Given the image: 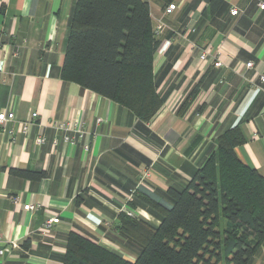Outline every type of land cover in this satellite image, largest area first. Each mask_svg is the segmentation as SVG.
I'll return each instance as SVG.
<instances>
[{"label":"crops","instance_id":"obj_1","mask_svg":"<svg viewBox=\"0 0 264 264\" xmlns=\"http://www.w3.org/2000/svg\"><path fill=\"white\" fill-rule=\"evenodd\" d=\"M146 1L153 29L158 22L165 25L153 58L163 105L142 122L61 79L75 0H0V112L10 106L15 115L0 127L4 264H63L70 232L133 262L140 248L121 234L119 215L128 211L157 227L160 216L145 199L171 207L167 189H183L228 129L238 128L244 137L235 149L238 159L264 177V0H223L206 16L208 0H175L170 14L159 0ZM203 49L221 66L200 61ZM247 62L253 65L246 68ZM25 122L30 124L22 134L18 125ZM55 122L89 135L65 144ZM37 136L43 144H35ZM10 169L45 177L29 181L10 175ZM27 204L38 207L23 210ZM51 218L58 222L45 229ZM247 264H264V245Z\"/></svg>","mask_w":264,"mask_h":264},{"label":"trees","instance_id":"obj_2","mask_svg":"<svg viewBox=\"0 0 264 264\" xmlns=\"http://www.w3.org/2000/svg\"><path fill=\"white\" fill-rule=\"evenodd\" d=\"M159 1L166 7L175 0ZM222 4L208 0L204 15ZM159 45L146 0H75L60 77L148 122L163 105L153 74ZM243 143L238 128L218 135L215 152L187 185L167 189L171 207L146 198L160 216L157 227L119 215L121 234L140 248L133 262L70 232L62 263L247 264L264 244V177L238 159L235 149ZM9 174L29 181L45 177L24 169Z\"/></svg>","mask_w":264,"mask_h":264},{"label":"built area","instance_id":"obj_3","mask_svg":"<svg viewBox=\"0 0 264 264\" xmlns=\"http://www.w3.org/2000/svg\"><path fill=\"white\" fill-rule=\"evenodd\" d=\"M259 8L261 10H263L264 9V3H261L259 5ZM174 10H176V6L174 3H172V4H169L166 6V8L164 9V13L170 14ZM235 13H236V11L232 10L230 14L235 15ZM164 27H165V25L162 22H158L154 28V33L156 35H158L164 29ZM199 59H200V61L210 60V62L212 63V65L214 67L221 66V62L216 59L215 54L210 52L208 49H203L201 51ZM252 65H253L252 62H247L245 64V67L250 68ZM260 82L264 83V76H260ZM14 119H15V115H14V112L10 109V106L6 107L3 111L0 112V127H3V125L5 123L11 122ZM96 122L100 123L101 119L97 118ZM29 124H30V122L19 123V125H18L19 131L22 134H26L28 132V125ZM53 128L57 132L61 133L63 143L70 144V145L75 144L77 141L83 140L85 138V136L89 135L88 133L84 132L80 128H75V127L70 126V124L67 122H55V123H53ZM8 134L12 135V131H8ZM34 141H35L36 145H41L44 143L45 140H44L43 136H37ZM57 142H58V140L54 139L52 142L53 146H55L57 144ZM82 147H83V150L85 152H87L89 150L88 142L83 143ZM12 201L16 204V203H18V198L15 197V198H13ZM37 207H38V205L27 204V205H23V210L34 211L37 209ZM124 213L127 216H132V214L128 211H125ZM57 222H58V218L48 219L44 223V228L48 229L53 224H56ZM6 251H7V242H5L4 240H2L0 238V264H4V256L6 254Z\"/></svg>","mask_w":264,"mask_h":264},{"label":"rangeland","instance_id":"obj_4","mask_svg":"<svg viewBox=\"0 0 264 264\" xmlns=\"http://www.w3.org/2000/svg\"><path fill=\"white\" fill-rule=\"evenodd\" d=\"M264 245V244H263Z\"/></svg>","mask_w":264,"mask_h":264}]
</instances>
